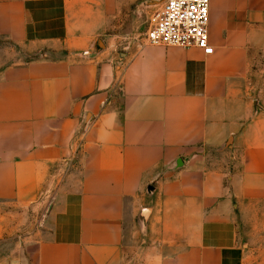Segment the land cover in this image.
Listing matches in <instances>:
<instances>
[{
    "label": "crops",
    "instance_id": "1",
    "mask_svg": "<svg viewBox=\"0 0 264 264\" xmlns=\"http://www.w3.org/2000/svg\"><path fill=\"white\" fill-rule=\"evenodd\" d=\"M153 1L0 0V264H264V0Z\"/></svg>",
    "mask_w": 264,
    "mask_h": 264
},
{
    "label": "built area",
    "instance_id": "2",
    "mask_svg": "<svg viewBox=\"0 0 264 264\" xmlns=\"http://www.w3.org/2000/svg\"><path fill=\"white\" fill-rule=\"evenodd\" d=\"M209 0H163L144 32L147 44L196 47L212 52L207 41Z\"/></svg>",
    "mask_w": 264,
    "mask_h": 264
},
{
    "label": "rangeland",
    "instance_id": "3",
    "mask_svg": "<svg viewBox=\"0 0 264 264\" xmlns=\"http://www.w3.org/2000/svg\"><path fill=\"white\" fill-rule=\"evenodd\" d=\"M126 21H128V25L131 26L132 29H134V32L137 33V35L141 36L147 29L149 23L148 15L145 13H136L135 18Z\"/></svg>",
    "mask_w": 264,
    "mask_h": 264
},
{
    "label": "water",
    "instance_id": "4",
    "mask_svg": "<svg viewBox=\"0 0 264 264\" xmlns=\"http://www.w3.org/2000/svg\"><path fill=\"white\" fill-rule=\"evenodd\" d=\"M163 0H154L153 3L160 4Z\"/></svg>",
    "mask_w": 264,
    "mask_h": 264
}]
</instances>
